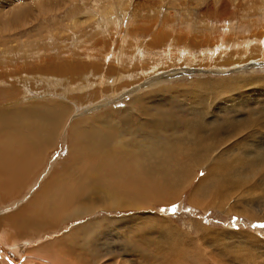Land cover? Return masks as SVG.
<instances>
[{"label":"bare ground","instance_id":"1","mask_svg":"<svg viewBox=\"0 0 264 264\" xmlns=\"http://www.w3.org/2000/svg\"><path fill=\"white\" fill-rule=\"evenodd\" d=\"M12 20L15 24H20L21 19ZM24 20L26 22V19ZM0 21L2 24L6 20L0 17ZM8 30L4 29L0 34V95H6L5 97L0 96L3 98L0 99V197L8 199L21 192L27 179L35 175L36 171L38 172L45 164L47 161L45 157L49 150L55 149L64 131L67 134L68 156L60 163L62 164L60 167L55 168L52 174L49 173L48 179L37 190H34L31 198H27L28 201L19 209L9 210V207L8 211H5L6 209L0 211V264H4L5 259L10 261L7 259L6 247L9 246L23 253L22 249L27 246L26 242H32L25 240L22 243H16L18 237L22 239L28 237L30 227L45 228L59 223L62 225L64 221L78 220L88 214L97 213L103 208L116 213L120 210H134L137 213L142 209L152 210L153 191L168 201L171 197L177 199L188 184L194 181L192 167L204 166L207 169V175L200 179L191 194L190 203L193 206L204 210L219 208L224 215L238 214L250 221H264V211L257 212L252 208L254 202L264 200V167L254 175H247L244 167L253 152L246 150L247 147L242 142L245 139L248 141V138L253 143L257 142L258 139L256 137L257 140H255L254 136L260 134L250 129L256 127L257 121L247 119L248 122L243 123L242 121H245L244 119L249 115L237 110V116L231 120L232 123L235 122L232 126L233 124L227 125L230 119L219 120L216 115L217 113L219 115L222 110H235V100L231 98L234 95L244 97L240 93L228 95L230 91L237 90L232 87L234 81L237 80H197L191 84L189 82V85L157 86L136 96L134 93L141 88L151 87L161 83L163 79H168L171 74L170 66L159 69L160 66L157 64L160 62L156 64L153 60L148 61L151 57L142 58L138 55L140 50L146 52L148 49L142 51L144 49H140L137 44L132 45V42L125 40V44L134 51L125 48V54H120L124 59L118 58V55L106 56L105 50L106 57L103 58L106 62L96 58L95 54L91 58L86 57L90 59L87 62L63 59L62 62H56L50 57L40 59L41 61L32 70L38 77L36 80L42 84L39 88L34 85V82H30V70L27 67L17 64L14 66L9 63L12 56V45L5 38ZM164 34L167 33L164 32ZM160 36V33L156 34L149 44L158 46L157 39ZM178 38L187 43L189 36L182 35L176 39ZM223 42L217 44L216 49L209 53L208 60L214 64L201 65L206 70H199V73L215 74L217 72L214 68L220 67L221 64L218 65V63L222 59L219 57L222 54L217 51L223 50V54L227 52ZM189 43L197 48L201 45H196L193 41ZM189 43L187 44L190 45ZM261 53L260 58L254 56L255 58L245 59L244 56H240L235 58L236 62H230L232 60L230 57L234 54H227L228 56L224 59L230 62L227 64L228 67L236 64L245 66L246 63H259L261 66L264 63L262 62L264 51ZM181 55L176 57L174 54L175 57H172L170 54L169 59L174 61L176 58L182 61L181 65L189 67L184 60L185 57H190V54ZM69 59L75 60L70 57ZM140 60L145 61L142 70L138 67ZM144 72L146 75L143 74ZM184 73L188 74L191 71L186 70ZM89 74L98 76V80L94 83L88 80L87 84H79L76 89H71L66 85L59 89V92H55L51 84L45 83L51 82L58 85L70 79L78 84L79 82L76 81L78 78L88 77ZM140 74L143 77H140ZM104 75L118 77L110 84ZM249 78L248 85L254 87L253 96L264 97V77L257 80L253 78V81L251 77ZM138 83L140 84L137 85ZM44 84L48 86H45L46 89H44ZM21 87H23V92ZM123 89H127L125 96L130 97L133 94L136 96L133 97L134 99L131 98L128 105L104 109L97 115L88 114L119 100L122 96L116 98V95ZM72 92H78V95H70ZM15 93L17 95H14ZM161 102H166L167 106L158 107L157 104ZM172 103L180 105L187 113H190L192 121H187V125L194 124L197 129L196 133L189 132V130L180 134L174 132V129L178 126L183 127V124L179 118L176 119L174 113V116L172 112L170 113L169 106ZM215 111L216 114H214ZM79 114L87 115L76 117ZM206 120L214 126H219L218 122L220 124L221 121L223 126L209 131L211 132L209 134L203 129ZM237 123L238 126H236ZM245 127L249 130L244 133L240 132V129ZM218 131L232 132L220 138L215 135ZM254 156L252 159L257 161L264 155L257 152ZM168 166L173 168L172 174L169 175L164 172ZM154 171L159 176L163 175L164 181L174 176L173 180L171 179L172 192L167 195L162 193L160 186L163 184L160 182V177H155L153 173L150 176V172ZM99 196L101 199H98ZM3 219L9 221L10 230L5 226L6 224H3ZM117 224L124 229L129 228L142 241V244L145 242L144 244L149 245L150 248L137 249L129 243L130 255L142 260L141 264H146L145 261L153 264H264V261H261L264 260L261 258L264 255L261 252L260 255L258 254L259 251L264 250V242L258 235L251 233L252 231L230 232L226 228L203 227L200 221L193 220L192 226L196 234L199 237H205L213 244V247L209 242L197 241V238H193L190 232L180 229L166 217L151 212H148L146 217L138 214L119 220L110 217L90 220L65 234L62 239H53L55 241L48 239L50 242L30 247L28 252L32 255L23 256L19 262L21 264H26L28 261L36 262L34 264H87L88 262H82L80 258L91 256L92 253L88 255L87 251L91 252L95 249V245H101L97 244L99 241H96V238L109 235L112 227ZM123 241L120 240L113 248L126 246ZM62 246L69 249V255L63 256ZM253 254L258 256H253ZM39 256L45 257V260ZM126 263L127 261L124 264ZM94 264H101L100 258H97Z\"/></svg>","mask_w":264,"mask_h":264},{"label":"rangeland","instance_id":"2","mask_svg":"<svg viewBox=\"0 0 264 264\" xmlns=\"http://www.w3.org/2000/svg\"><path fill=\"white\" fill-rule=\"evenodd\" d=\"M255 4H257V6H255ZM223 6L225 7L223 8ZM10 15H14V18ZM227 15L228 17H226ZM0 17L6 20L3 21L2 24H0V34L3 33L4 29H9V32L5 33V35L7 36H5V38L8 39L7 41H10L12 45V56L10 57L11 60L9 61V63L14 64V66L15 64H17L27 67L30 70V82H34V85L38 86L39 88H41L42 84L38 80H36L38 77L36 76V74H34L32 70L37 66V63L41 61L40 59L44 57H50L56 60V62H62V59L67 61L87 62L88 60H90L87 58H91L95 54V57L97 56L96 58H100V60L102 59V62H106L103 58L106 53V56L109 55V57H111L118 55V58L124 59V57L120 55L121 53L125 54V51L128 48V50L134 51V49L125 44L126 41L130 43L132 42V45L137 44L140 49H144L142 51L148 49V51L146 52H141L140 50L138 55L142 58L151 57L148 61L153 60V62L156 64L160 62L161 64H157L160 66L159 69H165L170 66V79H163L161 83L151 87H143L136 93H134L136 94V96H140L141 94L146 93L148 90L150 91L151 89L157 86H174L177 84L189 85V82L191 84V82L194 83L197 80H237L234 81L235 83H233L232 86L234 88H237V90H235L236 92L230 91L228 94L230 95L232 93H240L244 95V97L240 95H234V97H231L235 100L236 111L234 109L222 110L220 111L221 113L219 115L218 113L216 114V111L214 112V114L218 116L219 120H226L227 118L230 119V121L227 122V125L233 124L232 126H234L235 122L233 121L232 123L231 120H234L233 117L237 116V110H239L241 113L246 112L245 114L249 115L248 118L244 119L245 121H242L243 123L248 122L247 119L257 121L256 127L250 129L253 132L260 134L254 136V139L257 137L259 141L255 139L257 140V142L253 143L249 140V138L248 141H246L247 139H245L244 141L240 139V141L243 142V145H246V147L248 148H246V150H251L253 152L251 157H249L247 165L244 167L247 172V175H254L261 169H263L264 156L259 158V160L257 161L253 160L252 158L255 157L254 153L257 152H260V155H264V97L253 96L254 92H252V89H254V87L248 85V83L250 81L249 77H251L252 81L253 78L257 80L260 77H264V63L261 66L259 63H246L245 66L243 64H236L232 65V67L231 65L228 67L227 64L230 62H236L237 60L235 58L240 56H244L245 59L249 57L260 58L262 56L261 52L264 51V36H262L264 35V0H0ZM9 19H21V26L20 24H15L14 20H12V22ZM24 19H26V22ZM11 22L12 25L10 24ZM147 28L148 30L146 31ZM164 32L167 34H164ZM159 33L161 34V36L163 35L162 37H159L160 39H157L159 45L155 46L154 44H149L155 37V35H158ZM180 34L187 37L189 36V38H187V43L193 41L196 45H201L197 48V46H194L193 44L189 43L190 45H188L185 41H181V38L176 39L178 36H182ZM102 36L104 38L101 39L100 37ZM127 36H130L131 38H128ZM140 41L141 43L144 42V44L141 45V43H139ZM222 42L223 45L226 46L227 52H224L225 54H223V50L217 51L219 52V54H222L221 56H219L222 57V59L218 63V65L221 64L219 65L220 67L218 66L219 68H214V70H216V73L218 74L199 73V70H206L203 69L204 67H201V65L207 63H210V65L214 64L208 60L209 53L213 52L216 49V45ZM97 45H99V47ZM227 47L230 48L228 49ZM104 50L106 53L104 52ZM238 52H240L241 54ZM101 53L103 54L101 55ZM183 53L184 55L190 54V57H192H185L186 59L184 60V62H186V65H189V67L185 66L184 64L181 65L182 61H178L176 58V62L175 59L174 61L169 59L170 54H172V57H177ZM227 54H234V56L230 57V59L232 58L230 62L225 61L224 59L226 56H228ZM126 56L130 58V56ZM69 57L75 60H71L69 59ZM214 58H216V56ZM163 60L167 63H165ZM194 60L196 64L194 63ZM138 62L140 63V65L138 66L139 70L144 69L145 61L140 60ZM177 63L179 65H175ZM164 64L166 66H164ZM113 66L116 71L115 65ZM235 66L239 67L237 68ZM186 70L191 71V73H184V71ZM128 73L129 71L127 72V74ZM143 74L146 75L145 72ZM115 75H104V77H107L108 82L111 84L112 81H114L118 77H115ZM145 75L144 77H146ZM229 75L231 76L229 77ZM99 77L102 78L103 75H99ZM140 77H143V75L141 76L140 74ZM196 77L199 79H197ZM88 80L94 83L96 80H98V76L89 74L88 77L78 78L76 80L77 82H79L78 84L76 82H72V80L70 79L68 81H63L58 85H55V83L52 84L51 82L45 83L51 84L53 88H55L54 91L59 92V89L65 87L66 85L71 89H76L78 88L79 84H87ZM139 84L140 83H138L137 85ZM45 86H47V84H44V89L48 87ZM21 88V91L23 92V87ZM126 91L127 89H123L122 92H119L116 95V98L122 96L121 98H119V100L107 104L106 106L101 107L100 109L92 111L88 114L93 113L97 115L98 113L102 112L101 110L104 109L118 108L128 105L129 102L134 99L133 97L136 96L134 94L130 95V97L125 96ZM14 95H17V93H15ZM70 95H78V92H72L70 93ZM0 96L5 97L6 95ZM0 99L3 98L0 97ZM240 100L242 101L237 102ZM158 104L162 105L159 106ZM158 104V107L167 106L166 102H161ZM169 108L168 109L170 113H174L176 119L179 118V120L182 121L183 124V127L178 126L177 129H174V132H177L178 134L186 132L188 130L189 132H197V129L195 128L194 124H191L190 126L187 125V121H192V118L189 116L190 113H187V111L183 107L176 103H172ZM84 115L87 114H79L76 117ZM207 121L208 120L204 122L205 128L203 127V129L209 134H211V132L209 131L215 130L216 128L223 126V123L221 121L220 124L218 122L219 126L210 125V121ZM236 126H238V123ZM247 127L249 128V126ZM247 127L240 129V132L243 131L244 133L245 131L249 130L247 129ZM231 132L232 131H218V133H216L215 135L221 138L224 135H229ZM254 139L252 138V140ZM66 140L67 134L64 131L55 149L51 151L49 150L47 156L45 157V160L47 158L45 164L41 167L38 172L36 171L35 175L27 179L26 184L23 185L21 192L17 196L8 199L0 197V211H3L5 209V211H8L7 208L9 209V207V210L19 209V207H21L24 203L28 201L27 198H31V196L35 192L34 190H37V188L40 187L41 184L48 179L49 175L53 173L55 168H58L62 165L60 163L64 161L68 156V143ZM192 169L191 171L194 175V181L188 184V186L177 199H173L171 197L168 201L165 198L160 197L154 191L153 192L155 194L152 192V210L142 209L138 213L134 210H120L116 213L110 210L107 211L105 208H103L98 210L97 213L94 212L93 214H88L78 220L72 219L70 221H64L63 223H61L62 225H59V223L58 225L45 228L30 227V233L28 234V237H26V239L18 237L16 243L19 244L25 240H30L32 242H26L27 246L22 249L23 253L17 252L16 249H13L9 246L6 247V254L8 257L7 259H9L10 261H7L5 259L4 264H21L19 261L23 259V256L32 255L30 254V252H28V249L30 247L40 245L41 243L50 242L53 239H62L65 234L75 228H78L80 225L90 222V220L93 221L99 218L102 219L103 217H110L119 220L123 217L125 218L138 214L141 217H146V214L148 212L154 214L157 213L158 216L166 217L180 229L184 231L186 230L188 231V233L190 232V235H192L193 238H197L196 240L201 243L209 241L205 237H199L198 234H196V231H194L192 221L195 219L197 221H200L203 227H211L214 229L226 228V230L230 232L252 231L251 233L258 235L261 238L262 242H264V221H250L238 214L224 215L219 211V208H207L208 210H204L201 207H195L190 203V197L193 193V189H195V187L198 185L200 179L207 175V169L204 166L196 168L192 167ZM172 171L173 168L170 166L164 169V172L167 175L172 174ZM154 172H150V176L153 173L155 177H158V173L156 171ZM196 174H198V176H196ZM159 177L160 182L163 184L160 186L162 187V193L167 195L172 192L173 184L171 183V179L173 180L174 176H171L170 179L166 181H164L163 175H160ZM18 199H20L21 201ZM98 199H101V196H99ZM85 205H87V203H85ZM252 208L257 212L264 211V200H257L252 205ZM107 212H109L110 214H106ZM1 215L3 216L4 214ZM3 224H6L5 226L10 230V223L7 219H3ZM112 229L110 230L111 232L109 235H102L96 238V241L100 242H98L97 244L101 245H95V252H93L94 250H92L91 252L90 250L87 251L88 255L92 253L91 256L89 255L87 258H83L81 256L84 259L83 260L82 258H80L82 262L86 261L88 263L92 262L94 264L97 258H100L101 264H112V262L113 264H124L126 261V264H141L140 262L142 260H139L137 257L135 258L133 257V255H130L131 248L129 243H131L137 249H142L146 247L150 248L149 245L147 243L144 244L145 242L142 244V241H140L129 228V230L124 229V227H122L120 224H117V226L112 227ZM4 230H6V228ZM113 232L117 234L115 235ZM120 240H124L123 242L126 244V246L124 245L121 246V248H113V246H116ZM132 240L134 242H132ZM210 244L213 246L212 243ZM62 249L64 254L63 256L69 255L70 251L67 247L62 246ZM260 252L262 255H264V250L259 251V255ZM110 254H113L114 256L112 257H115L117 261L115 260V258H112ZM253 256L257 257L258 255L253 254ZM39 257L45 260V257ZM261 258H264V256ZM104 260H106V262H104ZM27 263L34 264L36 262L28 261L26 262V264ZM145 263L153 264L149 261H145Z\"/></svg>","mask_w":264,"mask_h":264}]
</instances>
